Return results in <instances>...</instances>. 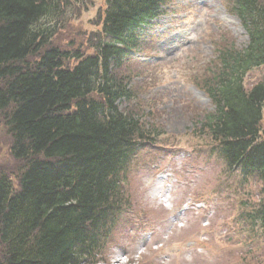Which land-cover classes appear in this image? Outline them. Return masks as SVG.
<instances>
[{
	"label": "trees",
	"instance_id": "16d2710c",
	"mask_svg": "<svg viewBox=\"0 0 264 264\" xmlns=\"http://www.w3.org/2000/svg\"><path fill=\"white\" fill-rule=\"evenodd\" d=\"M166 2L107 0L105 39L85 56L52 46L54 26L38 25L64 9L58 1L0 0V110L9 112L13 154L26 163L18 190L0 176V264L101 259L124 202L121 175L154 140L120 109L132 98L121 69L139 47L141 27ZM230 9L248 43L239 48L226 34L205 77L195 80L214 105L195 130L219 142L230 169L264 183V80L244 86L264 66V0H230ZM252 216L264 227V198Z\"/></svg>",
	"mask_w": 264,
	"mask_h": 264
},
{
	"label": "rangeland",
	"instance_id": "374dc122",
	"mask_svg": "<svg viewBox=\"0 0 264 264\" xmlns=\"http://www.w3.org/2000/svg\"><path fill=\"white\" fill-rule=\"evenodd\" d=\"M56 1L64 9L38 23L54 26L51 45L92 54L105 39L107 0ZM164 9L142 27L143 45L121 69L132 98L120 109L154 140L121 175L124 202L97 264H264V227L252 216L264 183L230 169L219 142L195 130L214 109L195 80L205 77L221 38L227 34L242 48L248 35L230 0H169ZM263 80L264 66L250 71L244 86L250 90ZM8 113L0 110V176L18 190L26 163L13 154ZM159 173L169 175L164 187L155 183ZM1 252L0 246V259Z\"/></svg>",
	"mask_w": 264,
	"mask_h": 264
},
{
	"label": "bare ground",
	"instance_id": "6f19581e",
	"mask_svg": "<svg viewBox=\"0 0 264 264\" xmlns=\"http://www.w3.org/2000/svg\"><path fill=\"white\" fill-rule=\"evenodd\" d=\"M19 64V63H18ZM126 156H128V155H126Z\"/></svg>",
	"mask_w": 264,
	"mask_h": 264
}]
</instances>
